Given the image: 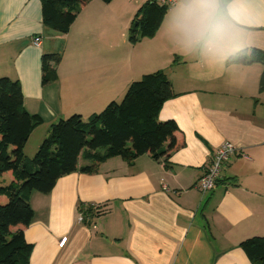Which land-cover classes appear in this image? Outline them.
Wrapping results in <instances>:
<instances>
[{
    "label": "crops",
    "instance_id": "0c3cea01",
    "mask_svg": "<svg viewBox=\"0 0 264 264\" xmlns=\"http://www.w3.org/2000/svg\"><path fill=\"white\" fill-rule=\"evenodd\" d=\"M146 1L91 0L61 35L43 26L40 0H0V78L19 81L25 109L43 120L25 146L28 159L52 124L103 111L157 71L175 94L159 120L175 121L183 143L159 160L111 158L96 173L62 177L47 195L31 193L29 264H252L239 245L264 237L263 66L229 61L264 54V0H178L154 37L132 45L128 30ZM55 53L58 80L44 85L42 56ZM223 143L237 151L203 194L196 185ZM12 181L3 174V185ZM83 204L96 206L90 225L78 220Z\"/></svg>",
    "mask_w": 264,
    "mask_h": 264
},
{
    "label": "trees",
    "instance_id": "16d2710c",
    "mask_svg": "<svg viewBox=\"0 0 264 264\" xmlns=\"http://www.w3.org/2000/svg\"><path fill=\"white\" fill-rule=\"evenodd\" d=\"M40 1L43 26L66 35L91 0ZM226 1L221 0L222 6ZM168 11L169 8L158 4L157 0L146 1L129 27L130 44L154 37ZM61 60L62 53L42 56L44 85L58 80L56 67ZM229 62L261 63L259 91L264 93V54L261 51L253 49L249 55L241 52ZM174 96L172 84L163 71L146 74L129 85L120 102L109 103L103 111L87 119L72 115L52 124L36 154L28 159L25 146L43 120L25 109L19 81L0 78V264L30 262L33 246L27 242L24 229L34 219L31 193L47 195L62 177L77 171L96 173L98 166L111 158L119 157L132 165L143 155L150 154L159 160L164 153L181 148L183 143L176 138L175 121L159 120L163 105ZM79 158L87 162L80 168ZM5 173L13 178L8 185L1 183ZM79 213L87 225L98 215L96 209L83 205H79ZM239 246L252 264H264V237L246 239Z\"/></svg>",
    "mask_w": 264,
    "mask_h": 264
},
{
    "label": "built area",
    "instance_id": "2783aa9c",
    "mask_svg": "<svg viewBox=\"0 0 264 264\" xmlns=\"http://www.w3.org/2000/svg\"><path fill=\"white\" fill-rule=\"evenodd\" d=\"M157 3L165 6L169 9L175 7L178 4V0H157ZM42 44L41 37H35L33 39V45L36 47H40ZM237 151L236 147L231 143H223L219 147L216 148L214 152L212 163L206 173L199 179L197 183V189L203 193H210L217 185L218 181L221 177V169L222 166L229 161V159L235 154ZM83 207H96L95 205L83 204ZM78 220L83 222V216L81 213L78 215Z\"/></svg>",
    "mask_w": 264,
    "mask_h": 264
},
{
    "label": "clouds",
    "instance_id": "9594fccd",
    "mask_svg": "<svg viewBox=\"0 0 264 264\" xmlns=\"http://www.w3.org/2000/svg\"><path fill=\"white\" fill-rule=\"evenodd\" d=\"M212 2V0H200V3L204 5H209ZM205 18L210 19L211 18V11L206 10L205 13Z\"/></svg>",
    "mask_w": 264,
    "mask_h": 264
},
{
    "label": "rangeland",
    "instance_id": "374dc122",
    "mask_svg": "<svg viewBox=\"0 0 264 264\" xmlns=\"http://www.w3.org/2000/svg\"><path fill=\"white\" fill-rule=\"evenodd\" d=\"M43 134L44 133H42L41 132V130H39V132H36V134L33 136V138H32V142L31 143H34V141L36 140V139H38L40 136H43ZM37 141V140H36Z\"/></svg>",
    "mask_w": 264,
    "mask_h": 264
}]
</instances>
